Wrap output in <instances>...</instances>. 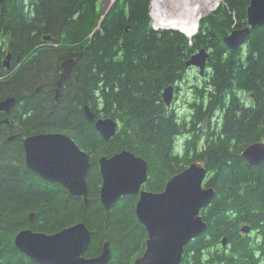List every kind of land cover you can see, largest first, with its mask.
<instances>
[{
    "label": "trees",
    "instance_id": "trees-1",
    "mask_svg": "<svg viewBox=\"0 0 264 264\" xmlns=\"http://www.w3.org/2000/svg\"><path fill=\"white\" fill-rule=\"evenodd\" d=\"M249 2L222 0L188 38L153 29L150 0H116L103 18L100 0L0 1V61L10 52L13 64L20 63L0 77V99L21 101L10 111V126L0 123V264H38L16 248L19 230L54 233L79 221L92 231L85 256L99 254L108 241V264H132L148 237L135 213L137 195L121 197L108 211L99 200L98 158L123 149L147 160L143 187L154 192L190 162L205 163L204 184L216 194L201 209L206 231L185 246L180 264H261L264 162L249 165L241 152L264 140V25L237 50L223 41L246 25ZM201 47L209 51L207 70L191 86L189 114L179 115L162 91L185 79V62ZM70 57L77 61L53 103L60 63ZM85 105L95 117L117 119L112 138L94 128ZM15 129L64 131L89 153L86 205L27 168L19 139L7 140ZM243 225L251 232L243 233Z\"/></svg>",
    "mask_w": 264,
    "mask_h": 264
},
{
    "label": "water",
    "instance_id": "water-1",
    "mask_svg": "<svg viewBox=\"0 0 264 264\" xmlns=\"http://www.w3.org/2000/svg\"><path fill=\"white\" fill-rule=\"evenodd\" d=\"M4 1V0H0ZM113 0H103V18L113 4ZM247 23L233 28L223 37L225 45L237 50L246 40L250 31L264 25V0H250L247 6ZM99 26H97L98 28ZM45 40L51 39L49 35ZM11 53L7 52L2 66L10 68ZM209 51L201 47L191 54L185 66H194L201 76L205 75ZM76 57L61 62V74L57 80L56 97L73 66ZM175 86L167 85L162 91L165 104L170 107ZM16 97L9 96L0 100V111L8 112L15 104ZM84 114L94 121V128L108 140L116 131L118 122L112 117H95L88 105ZM2 121H8L4 119ZM14 136H10L12 139ZM25 162L29 169L42 179L62 185L71 195L83 197L84 204L89 201L87 174L90 168V155L76 141L64 132H41L28 135L23 139ZM249 165L264 162V140L253 142L241 152ZM102 183L99 200L108 211L123 196L137 195L135 213L147 231L148 237L144 251L132 264H180L185 246L189 241L204 233L207 222L201 216V209L208 205L216 194L215 187L206 186L204 180L207 169L203 160H194L179 172L171 175L161 191H150L143 187L148 179L147 160L134 152L123 149L112 155L98 158ZM34 212L29 213V220ZM249 225L241 231L250 232ZM92 231L79 221L54 233L36 231L30 227L19 230L14 237L16 248L30 260L38 264H108L111 258L109 242L105 241L102 251L95 256H85ZM227 244V237L221 240Z\"/></svg>",
    "mask_w": 264,
    "mask_h": 264
},
{
    "label": "built area",
    "instance_id": "built-area-1",
    "mask_svg": "<svg viewBox=\"0 0 264 264\" xmlns=\"http://www.w3.org/2000/svg\"><path fill=\"white\" fill-rule=\"evenodd\" d=\"M180 3L177 5H170L168 4L170 0H151L150 5V15L152 17V26L154 29L160 28H178L177 25H169L171 19L176 18L180 15V17L189 18L191 17V11L195 8V2L198 1L199 5V12L192 11L195 17L194 26H197V21L199 18L214 7H216L221 0H179ZM214 5V7H213ZM189 14L190 16H187ZM170 19V20H167ZM163 21H166L163 23ZM176 20H174V23ZM179 23V22H178Z\"/></svg>",
    "mask_w": 264,
    "mask_h": 264
},
{
    "label": "flooded vegetation",
    "instance_id": "flooded-vegetation-1",
    "mask_svg": "<svg viewBox=\"0 0 264 264\" xmlns=\"http://www.w3.org/2000/svg\"><path fill=\"white\" fill-rule=\"evenodd\" d=\"M4 57L1 59L0 61V77H5L7 76V74H9L11 71H13L15 68H17L19 66L20 63H16V64H13V58L11 57V60H10V68L9 69H6L5 67L2 66V61H3ZM62 62V61H61ZM61 71H62V68H61V63H60V71H59V74L54 82V85L52 86V89H53V103H55L57 100L55 99L56 97V87H57V80L58 78L60 77V74H61ZM62 86V84L59 86V94H60V87ZM40 85H38V87L35 89V91H37L39 89ZM180 85L176 84L175 85V95L174 97H176L178 91L180 90ZM59 94H58V97H59ZM6 97H9V96H6ZM16 97V96H15ZM5 98V97H4ZM2 98V99H4ZM0 99V100H2ZM17 99V97H16ZM20 104H21V101L18 102V104H14L10 110L8 112H5V111H0V123H3V124H6L8 126H10V119H9V114H10V111L13 109V108H16V109H19L20 108ZM171 108H174L171 106ZM21 113V111H20ZM4 119H8V121H2ZM41 132H64V131H40V132H33V133H26V132H21L19 131L18 129H15L13 132H9L7 134V140H13V139H19V142L21 143V146L23 148V151H24V163L26 165V162H25V150H24V146H23V139L25 137H27L28 135H31V134H35V133H41ZM65 133V132H64ZM10 136H14L12 139H9ZM27 166V165H26ZM28 168V167H27ZM29 169V168H28ZM31 170V169H30ZM32 172H34L33 170H31ZM35 174H37L36 172H34ZM38 175V174H37ZM39 176V175H38ZM40 177V176H39ZM44 180V179H43ZM46 181V180H44ZM49 182V181H47ZM50 183H54V182H50ZM58 184V183H57ZM66 189V188H65ZM67 190V189H66ZM68 191V190H67ZM69 192V191H68ZM138 197V196H137ZM83 198V197H82ZM251 232V231H250Z\"/></svg>",
    "mask_w": 264,
    "mask_h": 264
},
{
    "label": "rangeland",
    "instance_id": "rangeland-1",
    "mask_svg": "<svg viewBox=\"0 0 264 264\" xmlns=\"http://www.w3.org/2000/svg\"><path fill=\"white\" fill-rule=\"evenodd\" d=\"M202 81L203 77L199 74L198 69L194 66H191L186 70L185 79L177 83L181 88L178 91L176 97H173L171 105L179 115L189 114V105L187 101H190L192 98L191 86ZM261 264H264V260L261 262Z\"/></svg>",
    "mask_w": 264,
    "mask_h": 264
},
{
    "label": "bare ground",
    "instance_id": "bare-ground-1",
    "mask_svg": "<svg viewBox=\"0 0 264 264\" xmlns=\"http://www.w3.org/2000/svg\"><path fill=\"white\" fill-rule=\"evenodd\" d=\"M178 3H180L179 0H170V2L168 4H172V5H177ZM195 8L192 10L194 12H199V8L201 7L198 3V1H196L195 3ZM214 7V5H213ZM191 11V17L189 18H184L177 16L176 18L173 17V19H171L170 24L169 25H177L178 28L182 29L185 33H187L189 36H192L195 32V17L196 15ZM187 16H190L189 14H187ZM170 20V19H167ZM174 20H176V22L174 23ZM166 21H163V23H165ZM179 22V23H178Z\"/></svg>",
    "mask_w": 264,
    "mask_h": 264
}]
</instances>
